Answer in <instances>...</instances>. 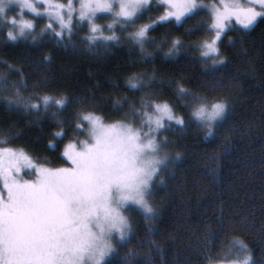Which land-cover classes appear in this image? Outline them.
Returning a JSON list of instances; mask_svg holds the SVG:
<instances>
[{
	"label": "trees",
	"instance_id": "16d2710c",
	"mask_svg": "<svg viewBox=\"0 0 264 264\" xmlns=\"http://www.w3.org/2000/svg\"><path fill=\"white\" fill-rule=\"evenodd\" d=\"M162 13V9L146 12L134 27L126 26L128 31L116 25L119 42L107 46L85 42L87 24L75 29L71 38L65 35L61 43L51 35L40 36L47 25L41 18L30 17L36 24L35 42L32 36L7 42V29L0 31V141L24 151L40 166L62 168L68 165L61 158L65 145L84 140L85 132L73 131L74 123L66 124L67 136L53 141L51 134L60 130L55 119L93 111L106 123H131L130 105L135 103L140 111L141 97L168 102L185 125L173 122L168 128L167 122L160 133L166 162L150 200L155 218L146 221L139 211H128L131 239L116 245L111 264H208L205 257L228 253L233 239L243 240L257 264H264V24L258 20L243 43H233L240 32L228 31L219 43L225 63L210 71L212 61L203 62L201 45L214 33L204 31L211 23L204 12L183 26L173 22L150 30L143 52L127 39L140 26L152 23L149 17L156 19ZM112 22L107 16L96 20L105 36L113 34L107 29ZM177 39L182 41L179 50L166 55ZM132 76L139 77L134 83L151 87L130 90ZM36 85L41 94L67 96L71 107L55 118L51 115L55 109L27 113L22 107H9L7 102L16 99L17 90L26 100ZM180 86L209 105H226L214 135L199 126L192 108L184 107L192 96H177ZM77 100L85 103L77 105ZM117 101L122 105L119 110ZM135 120L139 126V118ZM50 143L55 144L54 150Z\"/></svg>",
	"mask_w": 264,
	"mask_h": 264
},
{
	"label": "snow or ice",
	"instance_id": "6c2138e0",
	"mask_svg": "<svg viewBox=\"0 0 264 264\" xmlns=\"http://www.w3.org/2000/svg\"><path fill=\"white\" fill-rule=\"evenodd\" d=\"M76 2L0 0V31L7 29V42L15 43L29 36L35 42L36 24L32 19H25L27 13L34 18H48L49 23L40 32L42 37L51 35L61 43L65 35L71 38L75 29L87 24L89 35L85 42L89 46L98 43L107 46L108 42H119L116 25H121L120 31H128L126 26L134 27L146 12L162 9V15L156 19L149 17L152 23L140 26L127 37L143 52L150 30L170 26L173 21L183 26L204 12L211 20L204 31L214 35L210 41L202 43L201 57L204 63L211 60L210 71H215L217 65L225 63L220 58L219 43L228 31L240 32V39L233 43H243L245 34L257 25L258 18L259 23L264 24V0H219L212 4L198 0H78V8ZM41 7L45 9L43 12ZM17 9L16 15H8ZM98 14L111 15L113 22L107 29L112 35L103 34L104 28L96 23L100 18ZM181 44L182 41L173 40L166 55H174ZM8 68L16 71L11 65ZM136 80L138 76L129 78L130 90L151 87L134 83ZM34 88L26 100L17 90L16 99L7 102L9 107L16 105L17 110L22 107L27 113L41 110L48 113L55 109L51 113L53 118L71 107L67 96L41 94L39 85ZM176 95L192 96L182 86ZM33 100L36 102H31ZM75 103L83 105L85 102L77 100ZM139 103L140 111L135 103L130 105L134 117L131 123L105 124L103 117L93 111H79L65 119H55V126L60 130L51 134L53 141L67 136L66 124L74 123L75 132H87V139L65 145L61 158L69 167H37L24 151L0 147V264H111L114 245L122 246L131 239L132 226L125 213L139 211L146 221L155 218L150 200L166 160L159 156L162 145L157 134L166 130V121L170 128L173 122L184 126L185 120L168 102L141 97ZM184 107L193 109L192 117L208 130L209 136L214 135L226 111L224 103L209 105L198 96H192ZM120 108L122 105L117 101V110ZM6 142L0 141V144ZM49 148L54 150L55 144L50 143ZM25 169L34 170L36 178L24 180ZM231 249H235V253ZM205 259L208 264H257L252 250L240 239H233L228 253L209 255Z\"/></svg>",
	"mask_w": 264,
	"mask_h": 264
},
{
	"label": "rangeland",
	"instance_id": "374dc122",
	"mask_svg": "<svg viewBox=\"0 0 264 264\" xmlns=\"http://www.w3.org/2000/svg\"><path fill=\"white\" fill-rule=\"evenodd\" d=\"M56 2H59V3H64V4H67V0H64V1H61V0H56ZM215 3H219V0H217ZM76 7L78 8L79 7V3H78V0H77V2H76ZM45 9L43 8V7H41L40 8V11L41 12H43ZM257 10H259V5H257ZM19 10L17 9L16 10V13L18 12ZM10 13V12H9ZM16 13H15V15H16ZM163 14V13H162ZM9 15V14H8ZM98 16L99 17H105V16H107V17H111V15L110 14H98ZM30 17L32 18L33 17V15L32 14H27L26 13V15H25V19H30ZM39 19V18H38ZM41 19H44L46 22H47V24L49 23V20H48V18L45 16V17H43V18H41ZM260 18H258V20H259ZM174 23H175V21H173ZM233 23H235V21L233 20ZM237 27L239 28V26L237 25ZM57 30H59V28H58V26H57ZM30 37V36H29ZM105 124H114V123H106V122H104ZM167 123V121L165 122V124ZM84 127H85V129H87L88 128V125L87 124H85L84 125ZM145 131H147V128H145L144 129ZM161 133V132H160ZM160 133H158L157 134V136H158V142H159V137H160ZM85 139H87V132L85 131ZM84 139V140H85ZM0 147H6V146H3V144H0ZM6 148H8V147H6ZM8 149H10V148H8ZM11 150H14V149H11ZM15 151H19V150H15ZM159 156L161 157V158H164L165 156H164V154L160 151V153H159ZM32 160V159H31ZM33 161V160H32ZM165 162H166V160H165ZM33 163L37 166V167H40V165H38V164H36L34 161H33ZM68 164V163H67ZM70 165L68 164L66 167H69ZM44 167V166H43ZM162 167V166H161ZM62 168H64V167H62ZM26 173H30V174H26ZM22 178L24 179V180H29V179H31V180H34L36 177H35V173H34V170H30V169H25L24 170V172H22ZM0 189H2V183H0ZM133 207V209H135V206L133 205L132 206ZM125 215L126 216H128V212H126L125 213ZM114 247H116V245H114ZM114 254V253H113ZM112 254V255H113ZM112 255H111V257H112ZM110 257V258H111Z\"/></svg>",
	"mask_w": 264,
	"mask_h": 264
}]
</instances>
